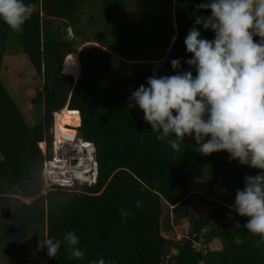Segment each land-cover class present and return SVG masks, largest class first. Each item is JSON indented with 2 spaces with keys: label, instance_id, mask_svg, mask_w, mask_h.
<instances>
[{
  "label": "trees",
  "instance_id": "obj_1",
  "mask_svg": "<svg viewBox=\"0 0 264 264\" xmlns=\"http://www.w3.org/2000/svg\"><path fill=\"white\" fill-rule=\"evenodd\" d=\"M24 2L34 11L21 32L0 22V72L12 39L42 79L30 102L42 114L28 124L0 79V253L7 263L264 264V244L231 209L243 177L258 170L230 162L225 152L201 155L191 137L175 152L156 139L142 112L129 108L131 92L149 76L174 74L173 59L187 70L183 41L194 15L209 14L197 10L202 0H100L102 19L88 31H79L85 0ZM135 3L145 10L139 16ZM69 26L73 35L63 38ZM201 36L213 38L210 31ZM75 52L80 72L74 81L61 67ZM66 104L79 112L78 132L95 147L96 182L39 196L45 156L37 143L45 141L50 154L52 114ZM183 223L179 239L163 235ZM68 231L79 238L82 259L71 258L63 245L52 258L37 250L38 239H62ZM28 244L40 258L27 256Z\"/></svg>",
  "mask_w": 264,
  "mask_h": 264
},
{
  "label": "clouds",
  "instance_id": "obj_2",
  "mask_svg": "<svg viewBox=\"0 0 264 264\" xmlns=\"http://www.w3.org/2000/svg\"><path fill=\"white\" fill-rule=\"evenodd\" d=\"M196 8L209 14L194 15L184 38L190 57L184 61L187 70L180 71V60L173 59L174 74L149 76L131 92L129 108L142 112L156 139L167 141L175 152H181L184 138L191 137L201 155L225 152L230 162L258 170L243 177L231 209L246 218L243 229L264 244V0H202ZM33 11L24 0H0V22L16 33ZM201 30L210 31L213 38H202ZM62 245L71 258H83L72 231L62 239L37 240V250L48 258Z\"/></svg>",
  "mask_w": 264,
  "mask_h": 264
},
{
  "label": "rangeland",
  "instance_id": "obj_3",
  "mask_svg": "<svg viewBox=\"0 0 264 264\" xmlns=\"http://www.w3.org/2000/svg\"><path fill=\"white\" fill-rule=\"evenodd\" d=\"M145 3L153 4H167L168 0H141ZM100 0H85L81 6L82 12L80 16L81 24L79 26V31L92 29L91 27L97 26L98 22L102 19L101 15L97 11L99 7ZM137 6V3L134 4ZM145 12L144 9L137 6L136 14L139 16ZM95 18L97 21H90V17ZM58 22V21H57ZM87 28V29H86ZM73 35V30L69 26L62 30V37L68 38ZM63 70V69H62ZM67 73V72H65ZM75 77V76H74ZM0 79L12 97V99L17 103L21 112L23 113L25 120L28 124L37 122L42 114V109L40 106L30 105L31 99L35 96V93L42 86V79L37 75L27 56L22 52L20 47L14 42L9 41L6 47L5 54L2 60ZM200 191V190H199ZM12 199H18L24 203H28L32 200L25 199L18 195H9ZM197 211H194V215H197ZM187 230V224L183 223L181 226L175 228V233L163 235L167 238L179 239ZM212 248L217 249L219 246L217 244H212ZM26 253L28 257L40 258L41 256L36 253L32 244H28L26 248ZM0 264H8L5 256L0 253Z\"/></svg>",
  "mask_w": 264,
  "mask_h": 264
},
{
  "label": "built area",
  "instance_id": "obj_4",
  "mask_svg": "<svg viewBox=\"0 0 264 264\" xmlns=\"http://www.w3.org/2000/svg\"><path fill=\"white\" fill-rule=\"evenodd\" d=\"M67 109V112L75 113L79 117V125L71 127L64 125L66 129H74L75 135L71 140H66L59 134V114ZM80 127V115L76 110H69L67 104L52 114L51 127L49 129L50 154L46 155V142L39 141L37 147L44 157L41 170L42 186L39 196H46L54 190H69L81 186H90L96 182L97 162L95 147L84 140L78 132Z\"/></svg>",
  "mask_w": 264,
  "mask_h": 264
},
{
  "label": "bare ground",
  "instance_id": "obj_5",
  "mask_svg": "<svg viewBox=\"0 0 264 264\" xmlns=\"http://www.w3.org/2000/svg\"><path fill=\"white\" fill-rule=\"evenodd\" d=\"M67 55L63 63V72L69 73L71 76H79V66H78V53ZM64 72V73H65ZM67 109H64L62 113L59 114L60 124H59V134L66 140H71L75 135L74 129H66L64 125H70L71 127H76L79 125V117L75 113L67 112Z\"/></svg>",
  "mask_w": 264,
  "mask_h": 264
}]
</instances>
